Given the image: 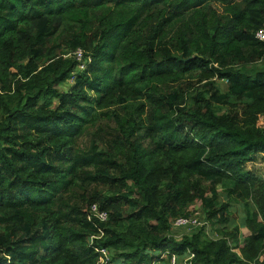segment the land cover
<instances>
[{
	"label": "trees",
	"instance_id": "trees-1",
	"mask_svg": "<svg viewBox=\"0 0 264 264\" xmlns=\"http://www.w3.org/2000/svg\"><path fill=\"white\" fill-rule=\"evenodd\" d=\"M261 29L264 0H0V264H264ZM197 207L218 238L174 236Z\"/></svg>",
	"mask_w": 264,
	"mask_h": 264
},
{
	"label": "built area",
	"instance_id": "built-area-1",
	"mask_svg": "<svg viewBox=\"0 0 264 264\" xmlns=\"http://www.w3.org/2000/svg\"><path fill=\"white\" fill-rule=\"evenodd\" d=\"M257 39L264 42V29L258 30L256 33ZM74 56L79 62H82L83 60V52L81 50H77L74 53ZM85 68V65L81 63L80 69L83 70ZM91 216L95 218H99L102 222L106 221L108 219V214L105 212H101L98 209L97 205H93L91 208ZM90 218V217H89ZM205 225H209L206 221H201L196 217H181L178 218L173 226L175 229H184L186 232L190 233L198 228H202ZM101 254L100 262L101 264H120L111 261V256L109 251L106 249H98L97 250ZM193 254H191L190 258H193ZM171 264H176V258L173 257L171 260Z\"/></svg>",
	"mask_w": 264,
	"mask_h": 264
},
{
	"label": "rangeland",
	"instance_id": "rangeland-1",
	"mask_svg": "<svg viewBox=\"0 0 264 264\" xmlns=\"http://www.w3.org/2000/svg\"><path fill=\"white\" fill-rule=\"evenodd\" d=\"M260 67H262V68H264V61L262 62V63H260V65H259ZM258 66V67H259ZM70 83H72V81H70V82H68L67 84H65V85H63V86H61L62 87V89H67L68 88V84H70ZM218 83H219V85L221 86V88L224 90L225 89V84H224V82H221V81H218ZM263 123H264V119H262L261 120ZM89 140H90V137H86L85 139H84V141H83V145H84V147H86L88 144H89ZM263 166V165H262ZM258 172H260V173H262L261 175L263 176L264 175V166L263 167H260L258 170H257ZM221 199H222V201H225V198H224V195H221ZM198 208V207H197ZM196 208V209H197ZM196 211H198L197 213H195V214H193V215H191L190 217H196V218H198L199 220H201V221H203V219H202V212H200V209L198 208ZM234 211L236 212V215H237V223L238 224H241L242 223V217H243V208H242V206L240 205V206H236L235 208H234ZM205 221V220H204ZM206 226V230H207V232H208V234L212 237V238H218L221 234L218 232V230H215L214 231V229H212L211 228V226L210 225H205ZM186 233H188V232H186V230H184V229H174V236H176L178 239H180L181 238V236L183 235V234H186ZM110 253V256H113V254L111 253V252H109ZM165 261L163 262L162 260H161V262L160 263H158V264H171L169 261V259H168V255L166 254V255H164L163 257H162ZM182 264H188V261L187 262H182Z\"/></svg>",
	"mask_w": 264,
	"mask_h": 264
}]
</instances>
